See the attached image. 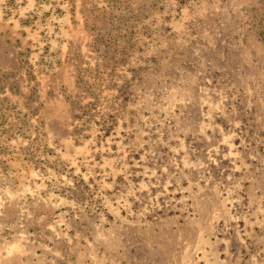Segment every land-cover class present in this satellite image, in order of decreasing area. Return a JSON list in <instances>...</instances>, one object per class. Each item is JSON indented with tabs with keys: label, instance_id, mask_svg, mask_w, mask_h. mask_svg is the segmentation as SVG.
Listing matches in <instances>:
<instances>
[{
	"label": "rangeland",
	"instance_id": "rangeland-1",
	"mask_svg": "<svg viewBox=\"0 0 264 264\" xmlns=\"http://www.w3.org/2000/svg\"><path fill=\"white\" fill-rule=\"evenodd\" d=\"M0 264H264V0H0Z\"/></svg>",
	"mask_w": 264,
	"mask_h": 264
}]
</instances>
